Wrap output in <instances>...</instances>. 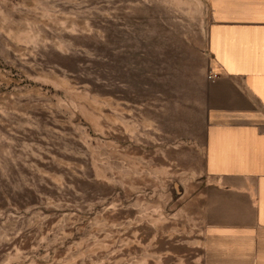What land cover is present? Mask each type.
<instances>
[{"label":"rangeland","instance_id":"obj_1","mask_svg":"<svg viewBox=\"0 0 264 264\" xmlns=\"http://www.w3.org/2000/svg\"><path fill=\"white\" fill-rule=\"evenodd\" d=\"M208 23L206 0H0V264H185L168 165Z\"/></svg>","mask_w":264,"mask_h":264},{"label":"crops","instance_id":"obj_2","mask_svg":"<svg viewBox=\"0 0 264 264\" xmlns=\"http://www.w3.org/2000/svg\"><path fill=\"white\" fill-rule=\"evenodd\" d=\"M206 8L201 130L170 148L168 165L184 177L178 214L189 227L185 257L193 251L184 262L264 264V0Z\"/></svg>","mask_w":264,"mask_h":264},{"label":"built area","instance_id":"obj_3","mask_svg":"<svg viewBox=\"0 0 264 264\" xmlns=\"http://www.w3.org/2000/svg\"><path fill=\"white\" fill-rule=\"evenodd\" d=\"M215 76L213 75V74H211V73H208L207 74V79L208 80H211V79H213Z\"/></svg>","mask_w":264,"mask_h":264}]
</instances>
